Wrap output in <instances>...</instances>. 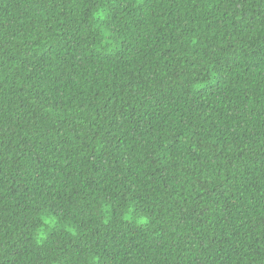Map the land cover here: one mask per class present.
Returning a JSON list of instances; mask_svg holds the SVG:
<instances>
[{"label": "trees", "instance_id": "16d2710c", "mask_svg": "<svg viewBox=\"0 0 264 264\" xmlns=\"http://www.w3.org/2000/svg\"><path fill=\"white\" fill-rule=\"evenodd\" d=\"M0 264H264V0H0Z\"/></svg>", "mask_w": 264, "mask_h": 264}]
</instances>
